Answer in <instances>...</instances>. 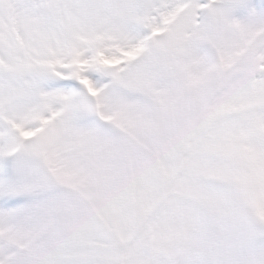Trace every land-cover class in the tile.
<instances>
[{"label": "snow or ice", "instance_id": "1", "mask_svg": "<svg viewBox=\"0 0 264 264\" xmlns=\"http://www.w3.org/2000/svg\"><path fill=\"white\" fill-rule=\"evenodd\" d=\"M0 264H264V0H0Z\"/></svg>", "mask_w": 264, "mask_h": 264}]
</instances>
